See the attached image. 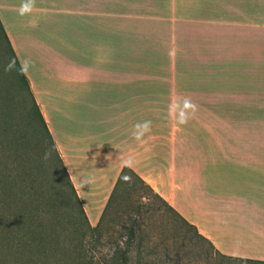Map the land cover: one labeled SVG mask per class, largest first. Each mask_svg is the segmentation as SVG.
I'll list each match as a JSON object with an SVG mask.
<instances>
[{
  "label": "crops",
  "instance_id": "crops-1",
  "mask_svg": "<svg viewBox=\"0 0 264 264\" xmlns=\"http://www.w3.org/2000/svg\"><path fill=\"white\" fill-rule=\"evenodd\" d=\"M64 1L65 7L50 10L36 1L29 15L20 16L22 0H0V20L19 62L32 61L25 75L88 219H101L131 158L129 168L217 252L264 262V132L254 127L238 148L235 198H229L222 175L211 186L196 175V165H189V174L181 172L180 146L174 160L166 155L165 119L158 111L179 105L182 97L219 101L229 94L221 85L233 83L251 88L253 108L264 109V23L206 21L211 36L202 44L211 52L201 48L198 54L221 64L198 69L195 62L187 72H175L167 88L150 84L157 71L134 64L131 35L117 36L111 10L102 13L94 0ZM50 27L61 38L44 33ZM218 67L226 74L213 71ZM182 76H188L187 84H181ZM144 120L152 122L151 132L137 141L132 128ZM260 122L254 117V125ZM89 177L93 183L81 187Z\"/></svg>",
  "mask_w": 264,
  "mask_h": 264
},
{
  "label": "rangeland",
  "instance_id": "rangeland-1",
  "mask_svg": "<svg viewBox=\"0 0 264 264\" xmlns=\"http://www.w3.org/2000/svg\"><path fill=\"white\" fill-rule=\"evenodd\" d=\"M36 1L48 10L65 7L64 0ZM94 4L104 14L111 10L110 21L116 24L118 37L124 32L127 38L131 35L134 64L157 71L158 76H150V84L167 88L172 87L175 72H187L195 62L198 69L211 68L208 63L221 64L198 54L201 48L202 53L211 52L210 46L202 44L211 36L204 27L209 26L206 21L264 23V0H94ZM44 33L61 38L51 27ZM190 49H195L196 55L190 54ZM11 59L0 31V264H123L127 254L134 264H262L217 253L166 207L157 202L142 206L149 199L142 198L141 192L121 198L122 205L108 213L98 231H92L101 219L97 223L88 219L89 227L75 205L53 151L30 118V96L15 69L5 71ZM213 71L225 72L223 67ZM228 73L234 72L228 69ZM184 76L181 84L188 83ZM221 86L228 89L227 97L194 102L198 112L186 125H177L169 117V109L158 111L165 119L166 155L174 160L178 154L175 146H180L181 172L189 174V165H196V175L211 186L222 175L229 198H235L237 150L247 144L246 135L254 127L264 132V109L253 108L251 88L236 83ZM254 117L260 119L259 125H254ZM46 152L50 153L47 159ZM216 165H222L218 167L222 170L214 171ZM34 186L40 193L35 201L31 194ZM15 201L23 205L12 209L5 205ZM37 204L44 222L41 234L46 255H39L35 248L27 250L16 239L14 249L8 252L4 245L20 232L17 228L13 231L9 220L19 209L32 213ZM131 217L145 224L144 242L128 237L124 224L128 225Z\"/></svg>",
  "mask_w": 264,
  "mask_h": 264
},
{
  "label": "trees",
  "instance_id": "trees-1",
  "mask_svg": "<svg viewBox=\"0 0 264 264\" xmlns=\"http://www.w3.org/2000/svg\"><path fill=\"white\" fill-rule=\"evenodd\" d=\"M0 31L4 37V40L7 43L8 46V50L10 52V54L12 55V58H15L17 60V65L15 68V71L17 73L18 76V80L21 84V86L23 87L24 90L27 91L28 95L31 98L32 101V111H31V116L30 118L33 120V122L35 123V125L37 126V130L38 133L40 134V137H44L48 147L51 149V151H53L55 157H56V163L59 165L60 169L63 172V176L68 184L70 193L72 198L75 201V205L77 207H79L81 214L86 218L87 220V224L89 225V227H91V224L88 220V217L85 213V210L83 208V205L81 203V200L79 198V195L74 187V184L70 178V175L66 169V166L60 156V153L57 149L56 143L52 137V134L48 128V125L44 119V116L36 102V99L32 93L29 81L26 77L25 74H21V72L19 71L20 69V62L14 52V49L12 47V44L9 40V37L3 27V24L0 20ZM124 176H128L130 177V181H125L123 179ZM5 184V183H4ZM7 185L5 184V187ZM143 195L141 196L142 198H146L149 199L148 203H142V206H150L151 204H154L155 202L161 204L162 206L166 207L169 211L173 212L188 228L192 229L195 234L197 235V237L205 240L207 243L210 244V246L212 248L213 245L211 244V242H209L205 237H203L198 229L196 228V226L190 224L185 218H183L165 199H163L159 194H157L151 186H149L137 173H135L131 168L129 167H125L123 169V171L121 172L117 183L113 189V192L110 196V199L105 207V210L102 214L101 220L98 223V225L94 228H90L92 231H98L99 228L102 226L101 222L102 220L105 219V217L108 215V213L115 209L117 206L122 205V202H120V199L124 198L125 196H132L134 194L140 193ZM32 198L35 199L37 197L40 196V193L38 191V189L34 186L32 189ZM153 200V201H152ZM22 202V201H21ZM21 202H6L5 205L12 208H17L18 206H22L20 205ZM21 208V207H20ZM40 204L36 205V210H33L32 213H28L25 214V212H22L20 209L19 211L17 210L18 215L13 219V220H9V226L14 229L13 231L16 232V228L20 230V232L18 234H16L17 237L13 238L12 236L9 238L10 240L7 242V244H5V248L8 250V252H11L12 249H14V242L15 239L17 240L18 245H22V247H25L27 250H31L32 248L36 249L39 255L45 256L47 253V247L45 244V238L42 236L41 234V229L44 226V222L41 220V215H40ZM10 209V208H9ZM41 209V208H40ZM11 211V210H10ZM14 211V210H13ZM16 212V210H15ZM30 214V215H29ZM125 229L127 230V235L130 238L131 241H136L139 240L140 242H144L145 240V236H143V231H144V227L145 224L144 223H139L137 220H135L133 217L130 218L129 220V224L125 225ZM12 231V230H11ZM11 234V232H10ZM9 234V235H10ZM11 239H13V241H11ZM219 253V252H217ZM220 254V253H219ZM130 257L128 254L125 255V257H123V264H134V263H130ZM227 257V256H224ZM227 258H232V259H237V258H233V257H227ZM240 260V259H237ZM244 261V260H241ZM244 262H253V263H262L264 264V262H260V261H244ZM139 264V263H137ZM141 264V263H140Z\"/></svg>",
  "mask_w": 264,
  "mask_h": 264
},
{
  "label": "clouds",
  "instance_id": "clouds-1",
  "mask_svg": "<svg viewBox=\"0 0 264 264\" xmlns=\"http://www.w3.org/2000/svg\"><path fill=\"white\" fill-rule=\"evenodd\" d=\"M36 6V0H22L18 14L20 16L29 15ZM33 26L35 22L33 21ZM17 60L12 58L9 60L8 64L5 67V71H11L16 68ZM32 66V61L30 58H25L23 61L20 62V69L19 71L21 74L27 73V71ZM199 106L194 103L189 97L182 98V104L176 105L175 107L173 104L170 103L169 105V117L174 119L177 125H186L189 119H193L198 112ZM151 125L152 122L150 120L138 121L133 125L132 128V137L133 139L140 141L144 138L147 133L151 132ZM50 153H45V159L49 157ZM133 164V160L129 158L125 161V166L131 167ZM123 179L127 182L130 181V177L124 176ZM94 181V178L89 177L86 180L81 181V187L90 186Z\"/></svg>",
  "mask_w": 264,
  "mask_h": 264
}]
</instances>
